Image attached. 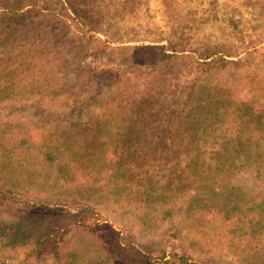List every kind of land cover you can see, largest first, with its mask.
<instances>
[{
  "label": "rangeland",
  "instance_id": "1",
  "mask_svg": "<svg viewBox=\"0 0 264 264\" xmlns=\"http://www.w3.org/2000/svg\"><path fill=\"white\" fill-rule=\"evenodd\" d=\"M204 62L214 74L196 81V92L219 87V117L236 109L235 120L264 123V0H0V189L40 204L28 208L23 220L0 213V264H117L98 238L75 228L35 247L39 237L69 226L81 204L92 206L143 252L172 249L165 231L176 217L186 225L180 222L179 240L194 260L264 264V220L251 224L208 215L209 196L121 205L128 199L116 192L113 176L121 170L112 156L139 158L138 167L129 163L125 169H140L145 176L139 181L147 185L160 180L180 144L182 113L175 112L167 125L158 97L131 124L114 119L105 124L98 119L99 103H85L82 111L67 103L86 79L113 66L125 67L128 78L139 77V83L152 77L169 98L177 89L192 88ZM63 78L69 82L58 86ZM81 90L88 101L93 92H105L97 85ZM121 90L106 93L114 97ZM238 100L251 102L241 108ZM103 141L106 150L99 148ZM89 172L96 174L90 190L66 193L75 187L72 175ZM233 182L232 215L254 209L264 197L261 182L248 172ZM171 203L177 213L166 216Z\"/></svg>",
  "mask_w": 264,
  "mask_h": 264
},
{
  "label": "trees",
  "instance_id": "2",
  "mask_svg": "<svg viewBox=\"0 0 264 264\" xmlns=\"http://www.w3.org/2000/svg\"><path fill=\"white\" fill-rule=\"evenodd\" d=\"M73 13H76L75 10H73ZM88 30L89 32L96 31L93 29ZM171 58V56H167L169 62ZM204 59L207 60L208 58L205 57ZM204 63L202 64L203 68L195 71V78L192 81L193 89L190 88L186 92L177 89L169 98L167 95L162 96V88H159L158 84L154 85L156 82L151 79L152 77L145 78L144 81L142 80L139 83V77H134L131 80L128 78L125 67L101 68L93 77L86 79L78 88L79 90L70 93L67 103L71 105L77 103L76 107L80 105L78 107L80 111L84 109L85 103L87 105L89 102L99 103L98 105L102 108V115L98 119L105 124H109L110 119L117 120L119 124H131L133 120L141 117L149 104L160 99L163 103V111L168 112L164 118L167 125H169V121L175 112L177 116L180 113L183 114L182 123L184 124L180 129L181 140L178 150L175 152L171 164L168 165L169 169L166 170L160 180L152 179L153 181L151 180L147 185L146 182L139 181L140 176H145L140 169L136 172L134 169H125L129 163L132 167H138L140 165L137 161L139 158L112 156L115 158L113 166L115 169L121 170L113 176L118 179L116 192H123L120 196L128 199L126 202L122 201L121 205L129 203L134 206L138 204L143 206L152 200L165 202L169 196L174 200L185 198L188 201L204 197L205 201H208L209 196L208 202H211L212 208L209 212H206L208 215L222 216L224 214V219L236 217L237 222L241 220L240 222L243 223L244 220H249L253 224L255 220H264V197L257 200L256 206L253 205L255 206L254 209L247 208L243 214L232 215L233 207L237 206L236 196L233 195L235 188L232 186L233 179L238 173L248 172L257 177L264 188V123L254 124L244 117H242L244 118L242 120H235L234 112L236 109L232 112L227 110L228 117L223 114L219 117L216 112L218 106H221V100H216L218 94L221 93L219 87L214 85L212 90L207 93H203V91L196 92L198 84L196 85L195 82H202L203 79L211 78L214 74L210 72V64L208 62ZM208 72H210V75L201 79ZM68 82L63 78L61 82H56V84L64 86ZM130 82H132L131 86H129ZM42 83L41 80L37 81V85H42ZM96 85L105 92L99 94V96L96 93L97 91L93 92L95 95L89 98V101L87 98H82L83 94L80 91L83 90L81 89L86 87L91 92V89ZM116 86L122 90L114 97H108L106 90L113 89ZM44 94L46 93L43 92L38 95L42 97ZM203 95L205 97L202 99ZM48 96L54 99L59 95L50 93ZM48 96H45L46 100H48ZM95 97L100 98L96 99ZM158 97L160 98L158 99ZM250 102L238 100L236 104L243 108L248 106ZM171 107L176 109H171ZM195 112L199 114L197 119L193 118ZM219 118L224 119L219 121ZM216 135L220 137H216ZM108 147V141L99 144V148L102 150H106ZM140 168L142 169V164ZM91 173L93 172L81 174L78 177L76 174L72 175L73 182L76 184L66 193L76 190H90L96 176V174ZM107 177L105 181L111 180H107ZM95 186L98 187V185ZM200 193L204 196H201ZM0 202L1 214L19 220L27 217L30 212L27 210L28 208L33 210L40 205L26 196L20 195L19 198H14L13 193L1 189ZM232 205L233 207L229 208ZM174 208L175 203H171L169 210H165L164 214L170 216L173 212L177 213ZM189 208L190 203L187 202L185 214L189 212ZM76 210H80V212L69 219V226L54 229L51 235L39 237L35 241V247L44 243L46 237L56 239L69 228H75L98 238L103 250L114 258L117 264H210L194 260L185 246L182 245L179 240L178 227H181L180 222L181 225L185 224L176 217L170 220L169 227L165 231V237L172 244V249L168 252L164 249L143 252L132 240L123 237L120 232L104 223V219L89 204H81V207ZM207 210L208 208H206ZM190 221L194 222L196 220L190 219ZM256 225L258 223L254 226Z\"/></svg>",
  "mask_w": 264,
  "mask_h": 264
}]
</instances>
